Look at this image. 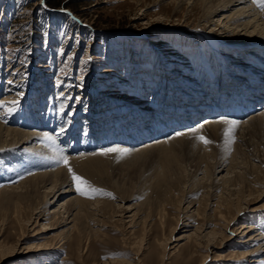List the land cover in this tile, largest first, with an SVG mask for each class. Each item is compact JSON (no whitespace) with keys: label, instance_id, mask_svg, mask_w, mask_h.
I'll return each mask as SVG.
<instances>
[{"label":"rangeland","instance_id":"rangeland-1","mask_svg":"<svg viewBox=\"0 0 264 264\" xmlns=\"http://www.w3.org/2000/svg\"><path fill=\"white\" fill-rule=\"evenodd\" d=\"M204 15L200 6L188 1L176 4L172 0H0L1 115H11L13 119L17 116L18 122L25 120L28 125L21 126L22 129L42 126L63 148L70 147L67 141L73 139L71 145L76 154L95 150L104 153L116 144L125 123L124 116L113 113L122 108L116 105L117 100L129 103L133 96L148 102L162 100V105L175 88L184 90L189 82L197 88L203 87L205 92V88L218 83L214 78L223 73L224 57L227 62H236L231 60L235 56L221 55L219 42L244 41L236 36L245 31L226 29L223 23L215 22L216 18L212 22ZM251 32H247L251 37L247 41L264 39L257 32L255 35ZM156 40L159 44L153 45ZM156 103L152 107L160 105ZM125 113L127 118L132 115ZM124 126L123 130L132 133L131 125ZM92 140H95L93 145L83 147V143L91 144ZM124 140L122 145H128L125 137ZM46 142L53 143V140ZM49 143L42 150L39 148L41 153H48L44 148L52 146ZM9 155L12 154L0 156V170L8 161L16 162ZM17 156L23 157L24 153L19 151ZM98 170L92 177L70 172L75 194L81 195L77 190L80 187L86 192L81 196L101 202L87 214L84 234L77 236L74 232L61 246L63 250L46 254L47 261L52 259L53 264H199L204 252L201 248L190 259L175 258V255L161 259L159 242L165 241L177 214L180 221L172 240L194 229L183 231L184 223L189 222L187 218L194 215L181 211L193 197L197 203L190 211L198 205L194 211L199 216L192 218L191 224L214 223L211 212L215 199L209 202L203 185L195 192L186 193L182 185L173 181L165 189L156 180L161 164L152 154L134 160L116 155ZM73 173L87 181L94 191L75 181ZM13 174L20 181L25 173ZM18 181L0 180V189ZM261 183L246 182L241 193H248L252 188L256 191ZM259 198L254 205L250 202L246 206L264 203V192ZM12 211L13 207L0 205V245L16 244L14 253L6 256L4 264H28L33 252L57 245L68 235L67 226L61 223L60 217H55L39 222H44L45 227L39 223L28 226L25 235L19 238ZM236 218L234 227L245 221L264 232V209L245 210ZM39 230L43 232L37 233ZM231 236V241L205 256L202 264H240L237 254L232 253L245 250L236 243L242 238ZM75 238H81L79 247ZM37 244L44 246L38 248ZM218 252L228 259L215 260ZM38 256L31 264L42 263ZM63 258L66 259L61 261Z\"/></svg>","mask_w":264,"mask_h":264},{"label":"bare ground","instance_id":"bare-ground-1","mask_svg":"<svg viewBox=\"0 0 264 264\" xmlns=\"http://www.w3.org/2000/svg\"><path fill=\"white\" fill-rule=\"evenodd\" d=\"M172 1L176 4L183 1L192 2L200 6L204 10V16L210 18L212 22L216 18L215 22L223 23L226 29L245 31L241 36H236L237 39L244 41L219 42L218 50L223 53L221 55L235 56L236 58L231 60L236 62H227L224 57L223 73L217 74L214 78L218 83L214 82L210 88H205V92L203 87L197 88L192 85L193 82H189L184 90L175 88L177 93L173 91L168 96L167 103L162 105L148 107L147 101L141 99H134V103L117 100L116 105L122 107L120 108L122 114L127 115L125 113L127 111L128 116L132 114L131 117H126L125 120L129 122H125L124 125L133 127L132 133L123 130L126 127L124 125L120 130H123L121 139L124 140L125 137L128 145H122L125 141L122 140L123 142H116L109 147L119 151L103 150L104 153L96 150L93 153L79 151L80 153L76 154L75 147L71 145L73 139L67 141L70 147L63 148L56 139L50 137L48 130L42 129V126L33 125L31 129H22L21 126L28 125L25 120L18 122L16 115L13 119L11 115L3 116L0 112V156L3 158L4 154H12L16 161H8L0 170V180L18 181L17 174L13 173H25L17 183L7 184L0 189V205L13 207L12 216L20 232L19 238L25 235L28 226H35L41 220L48 221L60 217L61 223L67 226L68 235L65 240L55 244L56 246L53 245L54 247L51 245L48 249L33 252L31 262L28 264L35 262L33 260L36 255H39L40 258L37 259L42 261L40 264H53L52 259L47 261L46 254L49 252L57 254L63 250L61 246L72 238L74 232L80 236L85 229L84 220L87 214L90 210L94 211L95 206L101 202L98 199L89 200L79 193L75 194L76 188L69 177V169L92 177L100 171L98 167L113 156L129 157L134 160L149 154L156 156L161 164V170L156 172L158 173L156 180L165 189H168L173 181L182 185L186 193L195 192L203 185L206 196L210 198L209 202L215 199L211 212L215 219L214 223L194 225L191 223L192 218L199 216L194 211L198 209V205L190 211L197 203L195 197L191 198L181 211L188 213L187 215H194L187 218L189 222L184 223L183 231L188 232L193 227L194 229L172 240L173 232L180 221L178 214L174 216L176 221L165 236V241L159 242L162 246L159 253L161 259L174 255L175 258L190 259L201 248L204 252L201 253L199 264H202L206 260L205 256L214 252L215 248H220L224 242L231 241L233 239L231 235L234 237L240 235L242 239H238L236 243L245 250L239 252L235 250L232 255L237 254L240 264H264V232L258 231L254 225L245 221L241 222L239 227H234L238 214L245 210L252 212L264 209V203L246 206L250 202L251 205L257 203L264 192V105L262 107L264 39L247 41L251 39L247 34L249 30L252 31L251 35L258 33L264 37V9L260 10V6L254 0ZM229 9V13H225ZM152 44L159 43L156 40ZM230 99L238 103L227 108ZM256 99L261 100L257 102ZM222 109H225L227 114L221 111ZM238 110L240 117L233 116ZM196 120L198 122H195ZM175 127L178 128L177 131H174ZM231 136L234 138L231 139ZM50 138L53 140V143L50 142L52 146L43 147L48 153H41L39 148L42 150V146L48 145L49 142L46 141ZM205 140L208 143H205ZM94 143L95 140H92L91 144L83 143V147L88 148V145ZM19 151L24 153L23 157L17 156ZM12 155H9V159ZM246 182L252 185L262 182V185L255 189L256 191H252V188L248 193H241V187ZM65 196L67 197L63 199ZM39 224L41 227L46 226L44 222ZM41 232L43 231L39 230L37 233ZM80 239L75 238L77 247ZM217 239L219 241L215 243ZM181 240L184 241L179 243ZM168 244H171L170 247H167ZM15 246L16 244L0 245V264L6 262L7 255L14 253ZM43 246L36 245L38 248ZM249 246L253 247L247 249ZM222 259L228 258L218 252L215 260Z\"/></svg>","mask_w":264,"mask_h":264},{"label":"snow or ice","instance_id":"snow-or-ice-1","mask_svg":"<svg viewBox=\"0 0 264 264\" xmlns=\"http://www.w3.org/2000/svg\"><path fill=\"white\" fill-rule=\"evenodd\" d=\"M254 2H257L258 3V6L264 8V0H254ZM204 142L205 143H208V141H206V140ZM107 151L113 152V151H119V150L118 149H108ZM65 163H67L66 160H65ZM69 171L71 172V169H69ZM73 179L75 181H79L81 184L86 185L89 191H94V189H92L91 186L87 184V181H84L82 178L75 176L74 173H73ZM77 190L81 193V195H85L86 194V192L84 191V189H81L80 187H78Z\"/></svg>","mask_w":264,"mask_h":264}]
</instances>
